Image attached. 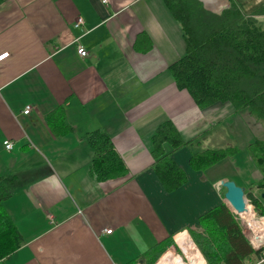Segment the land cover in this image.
Wrapping results in <instances>:
<instances>
[{"label": "crops", "instance_id": "1", "mask_svg": "<svg viewBox=\"0 0 264 264\" xmlns=\"http://www.w3.org/2000/svg\"><path fill=\"white\" fill-rule=\"evenodd\" d=\"M200 1L214 11L229 2ZM6 52L0 177H17L4 207L24 242L0 264H126L170 235L177 243L191 239L188 229L199 226V217L227 203L217 183L231 179L214 170L229 158L206 171L194 170L190 158L235 144L225 142L232 131L220 132L242 114L248 123L254 117L228 102L202 109L177 88L169 67L185 42L164 0H1L0 55ZM28 105L34 109L25 114ZM59 106L67 132L48 123ZM165 120L186 139L200 137L173 153L187 181L171 192L151 154L152 135ZM96 130L110 136L126 174L99 180L91 171Z\"/></svg>", "mask_w": 264, "mask_h": 264}, {"label": "trees", "instance_id": "2", "mask_svg": "<svg viewBox=\"0 0 264 264\" xmlns=\"http://www.w3.org/2000/svg\"><path fill=\"white\" fill-rule=\"evenodd\" d=\"M164 1L178 21L185 42V53L169 67L177 88L187 91L202 109L228 102L235 113L249 111L264 125V2L245 11L238 0H229L223 9L214 11L200 0ZM47 119L57 133L70 130L62 106ZM90 138L95 151L91 171L99 180L127 173V166L108 134L96 130ZM199 138L186 139L171 120L161 122L155 129L151 138L153 167L167 191H174L187 181L173 153L198 142ZM247 152L260 176L245 189V195L256 211L264 215L261 196L251 190L264 192V139L256 138L248 144ZM238 153V147L209 148L193 152L190 165L194 170L206 171ZM16 183L15 175L0 177V262L24 242L4 207ZM188 233L206 264H250L264 253V246L257 250L253 247L225 202L203 213L199 226L189 228ZM174 246L180 250L170 235L126 264H156ZM172 256V251H167L160 260Z\"/></svg>", "mask_w": 264, "mask_h": 264}, {"label": "rangeland", "instance_id": "3", "mask_svg": "<svg viewBox=\"0 0 264 264\" xmlns=\"http://www.w3.org/2000/svg\"><path fill=\"white\" fill-rule=\"evenodd\" d=\"M252 1H253V4H252ZM252 1L248 0V6L249 7L246 6L247 5L246 3H243L242 6H243V9L245 11L253 10L259 4H262L263 3L262 1H264V0H262L261 2H260V0H252ZM242 116L244 117V119L241 118V119H239V121H238V119H235V120H233V124L230 123L228 125V126L231 127L230 130L227 129V128H224L223 131L220 132V134L228 135L229 132L232 131L230 136H233V139L228 138V139H226L225 142L228 144V141L231 140V142H234L235 144H230V146H225V147H222V148L238 147L239 148V153L236 154L235 156L227 159V161L222 162L219 166H217L215 168L214 173L218 174L219 176H224V177L230 178L231 180L236 182V184H238V185L240 183H242V182H244V183L247 182L248 184L246 185V188H249L251 186L250 185L251 183H249V182L250 181L252 182L253 180L257 179V177L259 176V172L256 169V167L254 166V164H253V162H252V160H251V158H250V156H249V154L247 152V145L250 142L254 141L256 138L264 139V125H263L262 122L257 121L255 118H254L253 122H252V120H249L250 123H248L246 121L247 120V116L245 114H242ZM252 138H253V140H252ZM224 193H225V189L223 188L222 189V195L223 196H224ZM255 193H256V189H255ZM248 204L251 207V209L254 211V217H255V220L258 221V224H260V225L263 224L264 225V222H262V221H264V215H260L256 211V209H255V207H254V205L252 203L249 202ZM229 207L231 208V206H229ZM231 209L233 210V208H231ZM233 213L235 215V218L242 225L244 234L246 236H248L250 239L253 238V236H252L253 233L256 234V238H259V237L263 236V235H257L255 229L249 227V225L243 220V218L240 215V213L234 212V211H233ZM260 218H262V219H260ZM190 238H191V236H190ZM250 239H249V241L251 242ZM175 243L177 244V246H178V248L180 250H176L175 246L169 248L167 251H172V253L174 255V256H172L170 258L178 256L179 259L182 261V264H191L188 256L183 251V249L178 245L176 240H175ZM197 250H198V248H197ZM167 251H165L161 255V257ZM160 258L158 259V261L160 260ZM170 258H168V259H170ZM162 260H166V259H162ZM162 260H160V261H162ZM158 261L156 262V264L158 263ZM203 264H206V261L204 260V258H203Z\"/></svg>", "mask_w": 264, "mask_h": 264}, {"label": "bare ground", "instance_id": "4", "mask_svg": "<svg viewBox=\"0 0 264 264\" xmlns=\"http://www.w3.org/2000/svg\"><path fill=\"white\" fill-rule=\"evenodd\" d=\"M234 212H236L233 209ZM243 220L249 225V227L255 229L257 235L262 234L264 236V225L258 224V221L255 220L254 211L251 209L249 204H246V210L240 213ZM262 230V231H261ZM262 237L255 238L254 243L257 244V241H260ZM178 243L185 250L186 255L188 256L191 264H203V257L200 252L197 250L195 244L189 239L186 235L180 236L178 238ZM159 264H182V261L179 257H173L170 259L162 260Z\"/></svg>", "mask_w": 264, "mask_h": 264}, {"label": "water", "instance_id": "5", "mask_svg": "<svg viewBox=\"0 0 264 264\" xmlns=\"http://www.w3.org/2000/svg\"><path fill=\"white\" fill-rule=\"evenodd\" d=\"M220 185L225 189L224 198L229 206H231L238 213H242L243 211H245V188L236 184V182H234L233 180H221ZM260 196L264 202V192H262Z\"/></svg>", "mask_w": 264, "mask_h": 264}, {"label": "built area", "instance_id": "6", "mask_svg": "<svg viewBox=\"0 0 264 264\" xmlns=\"http://www.w3.org/2000/svg\"><path fill=\"white\" fill-rule=\"evenodd\" d=\"M101 1H102V3H104V4H108V2H109V0H101ZM82 24H84V21H83L81 18L78 19L76 25H77V26H80V25H82ZM78 53H79L82 57H84V56H86V55L88 54L87 50H86L85 48L81 47V46L78 47ZM8 55H9L8 52H6V53H4V54H1L0 57H2V58H0V62H1L4 58H6ZM33 109H34V108H33L31 105H28V106L25 107V109L23 110V112H24L25 114H28V113H30ZM4 146H5V148H6L7 150H11V149L13 148V143H12L11 140L7 139V140L4 141ZM220 187H221L220 182H218V183H217V188H220ZM249 202L251 203L250 199L246 196V204H248ZM231 208H232V207H231ZM260 219H262V218H260ZM262 222H264V221H262ZM106 232H107V233H111V232H112V229H108V230H106ZM260 235H262V234H260ZM252 236H253L252 239H250L249 237H248V238L251 240V244L253 245V247H254L256 250L262 248V247L264 246V236H262L263 238H260V239H261L260 241H257V242H258L257 244H255L254 241H253V240L256 238V234L253 233ZM250 264H264V253H263V255H262L258 260L254 261V262H252V263H250Z\"/></svg>", "mask_w": 264, "mask_h": 264}, {"label": "snow or ice", "instance_id": "7", "mask_svg": "<svg viewBox=\"0 0 264 264\" xmlns=\"http://www.w3.org/2000/svg\"><path fill=\"white\" fill-rule=\"evenodd\" d=\"M0 58H2V57H0Z\"/></svg>", "mask_w": 264, "mask_h": 264}]
</instances>
